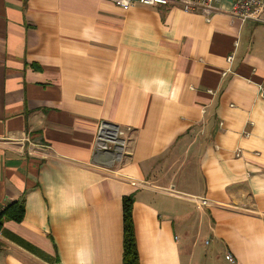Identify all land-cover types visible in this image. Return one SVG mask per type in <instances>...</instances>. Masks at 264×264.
I'll return each mask as SVG.
<instances>
[{"label": "crops", "instance_id": "0c3cea01", "mask_svg": "<svg viewBox=\"0 0 264 264\" xmlns=\"http://www.w3.org/2000/svg\"><path fill=\"white\" fill-rule=\"evenodd\" d=\"M235 1L206 20L0 0V208L24 209L0 264H122L128 196L140 264H264V0L244 23ZM103 122L125 132L119 160Z\"/></svg>", "mask_w": 264, "mask_h": 264}, {"label": "built area", "instance_id": "2783aa9c", "mask_svg": "<svg viewBox=\"0 0 264 264\" xmlns=\"http://www.w3.org/2000/svg\"><path fill=\"white\" fill-rule=\"evenodd\" d=\"M117 7L124 11H127L135 4L148 7H164L171 4H176L184 12L197 13L209 20L210 17L219 11L216 7L218 0H109ZM263 3L261 0H237L233 2L231 8L228 10V14L241 23L249 20L260 21L259 13L262 9ZM232 56L227 60L231 62ZM258 95L264 99V84L258 85ZM96 147L102 152H108L112 154L113 161L119 160L122 155V150L126 146L127 140L125 139V132L118 126L101 123L97 130L96 135ZM235 155L238 157L240 151L237 150ZM198 206L207 205L205 199L196 200ZM3 208H0V212Z\"/></svg>", "mask_w": 264, "mask_h": 264}, {"label": "trees", "instance_id": "16d2710c", "mask_svg": "<svg viewBox=\"0 0 264 264\" xmlns=\"http://www.w3.org/2000/svg\"><path fill=\"white\" fill-rule=\"evenodd\" d=\"M132 203L133 198L131 196L124 197L122 199V264H140L132 220ZM23 212L24 209L22 204H11L8 207H4L3 210L0 212V227L4 220L20 222L23 218Z\"/></svg>", "mask_w": 264, "mask_h": 264}, {"label": "rangeland", "instance_id": "374dc122", "mask_svg": "<svg viewBox=\"0 0 264 264\" xmlns=\"http://www.w3.org/2000/svg\"><path fill=\"white\" fill-rule=\"evenodd\" d=\"M194 199V198H193ZM195 200H198V199H195ZM195 202V204L198 206V204H197V202L196 201H194ZM199 207V206H198Z\"/></svg>", "mask_w": 264, "mask_h": 264}]
</instances>
